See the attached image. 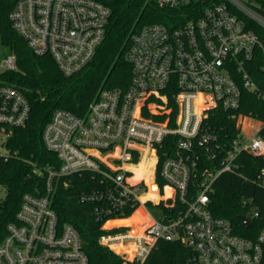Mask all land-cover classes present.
Returning a JSON list of instances; mask_svg holds the SVG:
<instances>
[{"label": "built area", "instance_id": "1", "mask_svg": "<svg viewBox=\"0 0 264 264\" xmlns=\"http://www.w3.org/2000/svg\"><path fill=\"white\" fill-rule=\"evenodd\" d=\"M153 1L188 8L193 17L132 34L127 89L102 88L85 115L55 111L43 139L61 165L46 170L45 194H24L0 243V264H89L81 235L72 224L60 225L52 206L56 181L85 172L99 181L81 196L104 220L99 241L126 264H148L160 240L182 243L194 264H264V224L251 239L209 209L215 180L239 169L241 153L264 157V122L239 111L242 86L264 97L246 68L256 49L264 59V0ZM110 15L98 0H17L9 18L37 54L52 55L71 75L94 57ZM15 67L13 54L0 62V71ZM218 109L235 120V136L222 137L208 123ZM30 114L25 94L0 83V144ZM171 135L179 142L160 166L162 185L159 150ZM200 153L219 164L199 169ZM150 160L138 175L136 168ZM259 181L264 185L261 175Z\"/></svg>", "mask_w": 264, "mask_h": 264}, {"label": "trees", "instance_id": "2", "mask_svg": "<svg viewBox=\"0 0 264 264\" xmlns=\"http://www.w3.org/2000/svg\"><path fill=\"white\" fill-rule=\"evenodd\" d=\"M16 1L0 0V42L6 49V57L11 54L16 57L15 68L0 71V83L21 90L31 104V114L25 126L12 128L5 142L8 152L0 155V187L6 192L0 200V243L8 224L16 220L24 194H45L46 170L61 165L57 154L47 148L43 139L44 129L55 111L64 108L85 115L102 88L127 89L132 80V65L127 59L132 34L148 24L175 26L193 17L188 8L161 6L153 0H98L111 9L105 37L87 65L66 75L52 55L37 54L12 26L9 14ZM263 63L262 53L256 49L246 68L264 93ZM239 111L264 122V97L242 86ZM207 121L222 137L226 133L237 134L235 120L227 111L218 109ZM260 134L264 136V124ZM178 142L179 136H168L159 150L157 178L162 185L160 166L172 155V147L178 146ZM198 162L199 169L219 164V160L205 159L201 153ZM237 162L238 170L222 172L215 180L209 209L214 216L228 219L235 233L255 239L264 224V185L259 181V175L264 178V157L243 152ZM136 170L138 175L144 172L140 166ZM98 185L97 177L90 172L61 177L55 183L52 206L60 225L72 224L81 235L89 264H126L120 255L100 243L99 238L107 232L101 228L104 220L97 219L94 203L81 200L84 192ZM255 210L260 211V216L253 218ZM242 216L248 217L251 224L246 225ZM190 256L189 249L179 241L160 240L148 264H194Z\"/></svg>", "mask_w": 264, "mask_h": 264}, {"label": "rangeland", "instance_id": "3", "mask_svg": "<svg viewBox=\"0 0 264 264\" xmlns=\"http://www.w3.org/2000/svg\"><path fill=\"white\" fill-rule=\"evenodd\" d=\"M5 52H6V49L0 42V62L6 57ZM258 127H260L259 123L256 125V128H258ZM7 152L8 151H7L6 147L4 145L0 144V154L5 155V154H7ZM5 193H6L5 189L0 187V200L5 197ZM149 209L151 210V212H153L154 215H160V213H161V209L158 207H149Z\"/></svg>", "mask_w": 264, "mask_h": 264}, {"label": "water", "instance_id": "4", "mask_svg": "<svg viewBox=\"0 0 264 264\" xmlns=\"http://www.w3.org/2000/svg\"><path fill=\"white\" fill-rule=\"evenodd\" d=\"M180 143L184 144V141L183 140H180ZM242 220L244 221V223L246 225H250L251 224L250 219L248 217H246V216H242Z\"/></svg>", "mask_w": 264, "mask_h": 264}, {"label": "bare ground", "instance_id": "5", "mask_svg": "<svg viewBox=\"0 0 264 264\" xmlns=\"http://www.w3.org/2000/svg\"><path fill=\"white\" fill-rule=\"evenodd\" d=\"M148 162H149V161L142 163V164L140 165V168H141V169H144L145 167H147ZM140 211H142V210L140 209Z\"/></svg>", "mask_w": 264, "mask_h": 264}]
</instances>
